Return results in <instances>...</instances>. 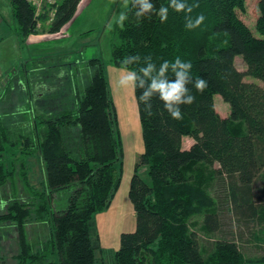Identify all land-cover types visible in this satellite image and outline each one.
Wrapping results in <instances>:
<instances>
[{
  "label": "trees",
  "instance_id": "16d2710c",
  "mask_svg": "<svg viewBox=\"0 0 264 264\" xmlns=\"http://www.w3.org/2000/svg\"><path fill=\"white\" fill-rule=\"evenodd\" d=\"M10 1L25 35L37 33V22L49 19L48 10L37 14L29 0ZM245 1L184 0L199 7L190 14L169 8L165 22L155 13L137 22L130 1L123 11L129 19L123 27L115 23L111 29L114 64L125 67L124 58L138 55L139 62L127 65L128 70L145 66V57H151L158 69L165 60L180 57L192 63L193 79L203 77L208 83L203 93L188 85L195 101L180 106V120L169 116L157 96L151 100L149 115L139 101L142 89H135L144 144L137 165L148 168L149 179L139 172L131 177L129 198L136 229L121 234L113 264L264 262L248 258L225 227L230 215L246 223L264 222V204L256 201L254 189L264 173V87L245 80L252 76L264 81V0L258 1L260 37L238 15ZM80 2L55 4L50 30L60 31ZM151 2L159 9L170 0ZM201 13L204 22L186 29L185 16L195 19ZM237 56L245 62V71L237 68ZM94 66L85 86L69 85L72 107L64 102L60 111L37 113L26 131L8 124V114L0 116V190L19 174L30 194L25 200L15 190L0 213V230L13 227L17 231L19 249L13 258L18 264H97L100 244L93 237V216L104 210L120 186L122 147L108 80L101 63ZM167 75L174 78L171 69ZM216 94L230 105L225 117L216 109ZM63 96L59 99L68 100ZM186 138L193 140L188 147ZM9 148L21 152L17 157V151L12 152L10 167L5 157ZM35 153L45 165L46 190L32 187L26 176L25 159ZM210 187L218 192L215 199L206 193ZM60 192H67V203L57 209L54 196ZM201 211L198 223L193 215ZM31 224L45 225L47 239L33 242L28 232Z\"/></svg>",
  "mask_w": 264,
  "mask_h": 264
},
{
  "label": "rangeland",
  "instance_id": "374dc122",
  "mask_svg": "<svg viewBox=\"0 0 264 264\" xmlns=\"http://www.w3.org/2000/svg\"><path fill=\"white\" fill-rule=\"evenodd\" d=\"M33 1L40 12L49 11V19L37 22V33L25 35L19 30L13 16L11 1L0 0V116L8 114V124L20 126L26 131L29 121L35 123L37 113L60 111L64 102L66 107H72L73 103L68 99L72 90L69 85L78 83L85 86L96 70L94 63H101L108 80L112 112L121 141L122 165L118 164L120 186L112 192L104 210L93 216V237L100 244L96 251L97 264H113L121 234L136 229V213L129 198L131 177L139 172L149 179L148 168L137 165L144 144L135 90H123L117 86L119 74L125 67L114 64L112 60L111 29L125 9L123 0H81L72 18L58 32L50 30V22L54 14L53 6L62 0ZM258 1L246 0L244 11H238V15L260 37L256 29L260 15ZM235 63L238 69L246 70L242 57L237 56ZM245 80L264 87V81L255 77L246 76ZM64 94L68 100L62 101L59 98ZM214 102L222 116L229 114L230 105L220 94L214 96ZM192 141L186 138L184 146L188 147ZM7 150L6 164L10 167L12 152L17 151L15 157L21 152L17 148ZM25 160L29 184L39 191L46 190L45 165L40 154L28 155ZM18 161L17 170L20 168ZM254 189L256 201L264 204V173L255 181ZM15 190L21 198L30 199L28 188L18 174L14 181L9 180L0 190V213L5 212L8 206L6 202ZM206 193L212 199L218 194L213 187ZM67 197V192L56 194L54 206L57 209L65 207ZM201 219L202 211L193 215L194 221L199 223ZM226 223L228 225L225 227L230 230L229 237L239 242L248 258L264 260V222L253 220L246 223L230 215ZM28 232L30 239L37 244L47 239L49 231L45 225L31 224ZM18 249L16 229L8 227L0 230V264H18L13 258Z\"/></svg>",
  "mask_w": 264,
  "mask_h": 264
},
{
  "label": "clouds",
  "instance_id": "9594fccd",
  "mask_svg": "<svg viewBox=\"0 0 264 264\" xmlns=\"http://www.w3.org/2000/svg\"><path fill=\"white\" fill-rule=\"evenodd\" d=\"M129 0H123V6L127 8ZM131 7L135 9L133 16L137 22L143 18L155 13L161 22L168 19L169 8L175 12L192 13L194 8L199 7L198 3L187 4L184 0H170L168 6L161 5L156 9L151 0H131ZM127 13L121 12L118 19L115 20L121 27L128 20ZM205 20V16L201 13L193 19L191 15L185 16V28H198ZM140 57L138 55L126 57L122 60L125 68L119 74L117 86L123 90L142 89L139 101L143 102L145 109L151 115V100L157 96L162 102L164 109L168 112L172 119H182L181 105H191L195 101V96L188 88L192 84L193 88L200 93L208 87L207 80L203 77L193 79L190 75L193 67L191 62L183 61L180 57H176L173 62L165 60L157 69L156 65L151 62V57H145V66L140 67L138 71L128 70L127 65L138 63ZM169 69L173 73L174 78L168 77Z\"/></svg>",
  "mask_w": 264,
  "mask_h": 264
},
{
  "label": "built area",
  "instance_id": "2783aa9c",
  "mask_svg": "<svg viewBox=\"0 0 264 264\" xmlns=\"http://www.w3.org/2000/svg\"><path fill=\"white\" fill-rule=\"evenodd\" d=\"M31 3L35 4L33 0H29ZM36 5V4H35ZM40 13V10L37 9V14Z\"/></svg>",
  "mask_w": 264,
  "mask_h": 264
},
{
  "label": "crops",
  "instance_id": "0c3cea01",
  "mask_svg": "<svg viewBox=\"0 0 264 264\" xmlns=\"http://www.w3.org/2000/svg\"><path fill=\"white\" fill-rule=\"evenodd\" d=\"M223 117H225V116H223ZM191 143H192V142H190V144H189V145H191ZM259 264H264V262H263V263H259Z\"/></svg>",
  "mask_w": 264,
  "mask_h": 264
}]
</instances>
